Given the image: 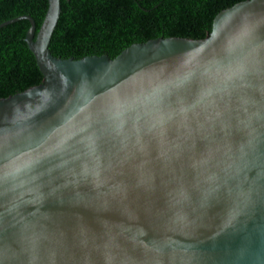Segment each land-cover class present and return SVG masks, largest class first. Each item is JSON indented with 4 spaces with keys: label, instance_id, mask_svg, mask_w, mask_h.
Listing matches in <instances>:
<instances>
[{
    "label": "water",
    "instance_id": "obj_1",
    "mask_svg": "<svg viewBox=\"0 0 264 264\" xmlns=\"http://www.w3.org/2000/svg\"><path fill=\"white\" fill-rule=\"evenodd\" d=\"M0 98V264H264V0L200 40L54 56Z\"/></svg>",
    "mask_w": 264,
    "mask_h": 264
},
{
    "label": "trees",
    "instance_id": "obj_2",
    "mask_svg": "<svg viewBox=\"0 0 264 264\" xmlns=\"http://www.w3.org/2000/svg\"><path fill=\"white\" fill-rule=\"evenodd\" d=\"M244 0H60L61 12L51 37L54 56H117L132 44L159 37L200 40L222 10ZM47 0H0V23L29 15L39 29ZM30 23L19 20L0 28V98L42 83L43 75L25 40Z\"/></svg>",
    "mask_w": 264,
    "mask_h": 264
}]
</instances>
